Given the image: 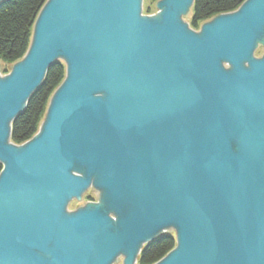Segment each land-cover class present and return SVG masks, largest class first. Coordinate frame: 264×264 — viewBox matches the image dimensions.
Segmentation results:
<instances>
[{
  "label": "water",
  "instance_id": "obj_1",
  "mask_svg": "<svg viewBox=\"0 0 264 264\" xmlns=\"http://www.w3.org/2000/svg\"><path fill=\"white\" fill-rule=\"evenodd\" d=\"M142 1L47 0L0 76V264H136L171 233L154 264H264V0L198 31L193 0ZM59 60L38 131L10 142ZM89 187L103 206H77Z\"/></svg>",
  "mask_w": 264,
  "mask_h": 264
},
{
  "label": "trees",
  "instance_id": "obj_2",
  "mask_svg": "<svg viewBox=\"0 0 264 264\" xmlns=\"http://www.w3.org/2000/svg\"><path fill=\"white\" fill-rule=\"evenodd\" d=\"M47 0H3L0 2V60L11 66L26 53L35 19ZM156 3L158 0H149ZM244 0H193L188 26L194 31L212 17L234 11ZM145 12L151 13L150 7ZM256 53V52H255ZM8 73V69H4ZM65 77V64L59 60L46 71L41 84L30 95L23 111L10 125V142L19 145L38 131L51 95ZM2 163L0 162V171ZM175 246L174 234L159 236L140 251L136 264H154Z\"/></svg>",
  "mask_w": 264,
  "mask_h": 264
},
{
  "label": "flooded vegetation",
  "instance_id": "obj_3",
  "mask_svg": "<svg viewBox=\"0 0 264 264\" xmlns=\"http://www.w3.org/2000/svg\"><path fill=\"white\" fill-rule=\"evenodd\" d=\"M92 191L94 193H97V196H94V194H92ZM73 200H75V198H72L68 204L70 202H73ZM77 200V199H76ZM101 192L96 189V188H93V187H89L80 197L79 200H77V206H79V208H85L89 203H96V204H99L101 203ZM80 202V203H79ZM102 205V203H101ZM103 206V205H102ZM78 208V209H79ZM105 210H106V214L107 216L110 218V219H113L115 218V215H114V211H112L111 209H108L106 206L104 207ZM77 211V210H76ZM115 263V262H114Z\"/></svg>",
  "mask_w": 264,
  "mask_h": 264
},
{
  "label": "rangeland",
  "instance_id": "obj_4",
  "mask_svg": "<svg viewBox=\"0 0 264 264\" xmlns=\"http://www.w3.org/2000/svg\"><path fill=\"white\" fill-rule=\"evenodd\" d=\"M147 7H150V9H151V13H150V14H147V13L145 12V10H146ZM157 12H158V9L156 8V4H155V3H151L149 0H143V1H142V14H143L144 16H152V15H156ZM183 18H184L185 21L188 23L189 18H190V12H188L186 15H184ZM197 31H198V30H197ZM10 67H11V66L4 64V63L0 60V76L2 77V76H4L5 74H7V73L4 72V69H8V70H10Z\"/></svg>",
  "mask_w": 264,
  "mask_h": 264
}]
</instances>
